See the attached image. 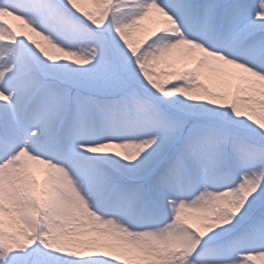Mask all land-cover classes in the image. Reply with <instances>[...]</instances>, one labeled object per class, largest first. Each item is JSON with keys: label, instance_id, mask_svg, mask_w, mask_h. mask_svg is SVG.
<instances>
[{"label": "snow or ice", "instance_id": "obj_1", "mask_svg": "<svg viewBox=\"0 0 264 264\" xmlns=\"http://www.w3.org/2000/svg\"><path fill=\"white\" fill-rule=\"evenodd\" d=\"M0 11V264L264 261V0ZM24 25L65 54L41 51ZM185 55L194 67L176 66ZM24 153L67 168L75 203L45 198ZM245 190L229 223L203 236L181 224L183 209Z\"/></svg>", "mask_w": 264, "mask_h": 264}, {"label": "clouds", "instance_id": "obj_2", "mask_svg": "<svg viewBox=\"0 0 264 264\" xmlns=\"http://www.w3.org/2000/svg\"><path fill=\"white\" fill-rule=\"evenodd\" d=\"M101 5L97 4V10ZM97 24L103 19L102 13L97 15L96 12L89 13ZM139 25H131L128 31L134 32ZM25 34L36 44L41 51L45 53H55L64 55V50L49 36H45L39 31L28 25H24ZM21 163L25 169L29 170L32 175V166L38 165L46 170V178L42 185V195L45 198H52L55 194H60L69 203L74 204L77 197L75 181L71 173L63 165H55L50 160L42 157H34L28 153H24ZM248 190L242 193L226 191L214 194V199L203 202L199 207H189L182 210L180 214L181 224H187L194 227V230L201 236L206 235L215 227L222 226L230 222L231 215L234 213L235 207L238 205L240 198L247 194ZM7 242L6 239L0 237V243ZM180 241H177L179 244ZM264 264V261H261Z\"/></svg>", "mask_w": 264, "mask_h": 264}, {"label": "rangeland", "instance_id": "obj_3", "mask_svg": "<svg viewBox=\"0 0 264 264\" xmlns=\"http://www.w3.org/2000/svg\"><path fill=\"white\" fill-rule=\"evenodd\" d=\"M5 15H7L6 13L3 14L2 11H0V18H3ZM155 26V20L153 17H150L148 19H146L144 22H143V27H142V32L149 29V28H152ZM178 68H185V67H194V65L191 63V61L187 58V56L185 55L184 58H182L176 65ZM162 68H165L167 67V64H164L162 63L161 65ZM207 83H209L210 86H214V78L212 79H209L207 81ZM235 87V84H233V88ZM32 172L34 173V175L36 176V178L38 180H40L41 182L44 181V179L46 178V175L43 171V168L41 166H38V165H33L32 166Z\"/></svg>", "mask_w": 264, "mask_h": 264}, {"label": "bare ground", "instance_id": "obj_4", "mask_svg": "<svg viewBox=\"0 0 264 264\" xmlns=\"http://www.w3.org/2000/svg\"><path fill=\"white\" fill-rule=\"evenodd\" d=\"M3 14H4V12H3ZM155 20V19H154ZM14 23H17L18 24V22H14Z\"/></svg>", "mask_w": 264, "mask_h": 264}]
</instances>
